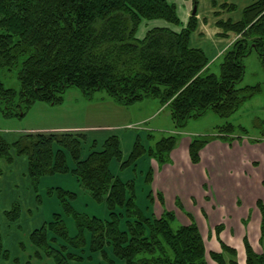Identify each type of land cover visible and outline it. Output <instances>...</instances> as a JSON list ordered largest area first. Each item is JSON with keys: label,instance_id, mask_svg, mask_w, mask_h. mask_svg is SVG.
Here are the masks:
<instances>
[{"label": "trees", "instance_id": "16d2710c", "mask_svg": "<svg viewBox=\"0 0 264 264\" xmlns=\"http://www.w3.org/2000/svg\"><path fill=\"white\" fill-rule=\"evenodd\" d=\"M195 15L179 31L157 26L139 39L135 31L143 17L178 23L171 3L166 0H0V68L12 69L19 64L20 83L18 101L13 103L15 90L0 80V110L7 116L24 115L34 101L59 104L69 88H77L86 98L96 90H104L123 105L146 96L158 97L169 109L176 127L208 110L228 117L260 91L259 84L240 85V82L245 70L243 58L252 50L264 65V0L245 6L237 21L217 20L223 35L228 31L238 35L221 55L219 74L207 70L208 59L202 48L189 45L190 33L196 26ZM233 130V125L226 122L216 134L190 138L191 162L199 161V151L208 141L232 138ZM239 130L247 133L243 127ZM84 139L83 132L73 130L21 132L13 142L0 134V159L11 163L14 155L27 157V174L37 193L38 205L39 181L45 176L70 171L92 199L106 202L109 212L107 219L78 212L69 202L75 194L56 188L63 210L71 214L77 230L69 236L58 213H54L51 221L31 231L25 230L35 258L46 257L53 264H72L81 257L79 252L87 231L90 249L101 251L110 264L113 262L106 256V245L125 264H208L207 255L216 264H238L236 249L219 237L222 224L215 226L221 248L215 251L206 249L190 213L185 212L188 220L185 223L168 209L158 216L152 213L151 218L143 215L135 202L133 182H123L109 170L111 158L121 160L117 135H109L100 148L93 147L81 157ZM175 144L173 135L163 136L149 147L136 138L121 166L143 153L164 163ZM66 154L72 158V168L67 164ZM151 176L150 169L146 180L150 182ZM147 197L151 200L150 193ZM158 198L162 200L160 192ZM256 205L260 212V238H263L264 201L258 199ZM117 208L122 209L116 211ZM20 212L18 201L2 212L8 224H15L17 233L21 227L17 223ZM122 216L126 218L125 230L119 227ZM18 243L21 248L24 246L22 241ZM243 244L245 264H264V252L254 251L245 237ZM9 257L0 231V258L9 260ZM18 261L15 256L10 264Z\"/></svg>", "mask_w": 264, "mask_h": 264}, {"label": "rangeland", "instance_id": "374dc122", "mask_svg": "<svg viewBox=\"0 0 264 264\" xmlns=\"http://www.w3.org/2000/svg\"><path fill=\"white\" fill-rule=\"evenodd\" d=\"M166 1L174 6L178 23H172L163 18L148 19L143 17L136 27L135 36L137 38H143L146 30L152 26L162 24L179 30L187 25L184 16L187 10L186 0ZM221 2L222 0L214 1V3L218 4ZM194 5L196 4L194 3L191 5V12ZM230 6L234 7L231 3H222L221 5V7L232 9ZM218 62L219 59L210 66L209 71L219 74ZM243 62L245 70L240 85L259 84L260 91L244 101L239 109L228 117H221L211 110H208L202 116L190 118L184 126L176 127L171 120L169 109L163 106L160 107V100L157 98L144 97L128 105H123L116 103L104 90H96L90 98H86L79 89L69 88L64 94L62 102L59 104H48L37 100L25 110L24 115L19 116H7L0 110V134L5 137L4 135L8 134L7 132L19 135L21 132L44 131L45 129L60 130L72 127L73 129L70 130L83 132L85 134V139L82 140L81 154L86 150L88 153L93 147L96 149L100 148L103 141L109 135H117L120 141L121 160L119 161L115 157L111 158L109 170L115 178H119L123 182H133L136 205L141 209L144 216L151 218L153 211L155 212L156 210L151 200L147 197L149 181L146 180V175L148 170L151 169L153 161L155 165L161 162L158 161L157 158L149 157L146 153H143L134 161L122 167L121 162L128 159L136 138H139L143 145L149 147V145L153 146L161 137L173 135L176 137V144L174 147H178V144H180L184 138H192L203 134H216L219 126L226 122L233 125L234 130L231 132V136L235 134L257 137L264 134V65L260 62L256 52L253 50L243 58ZM18 69L19 64L12 69L0 68V80L4 86L15 90L16 96L13 103H17L19 98L20 83L17 78ZM240 127L245 128L247 133H242L239 130ZM234 138L228 137L227 140H232ZM93 143L94 146L92 145ZM260 153L264 156V149L260 147H255L247 152L248 155L256 156ZM66 158L68 166L72 167L71 156L67 154ZM169 161L170 154L164 163ZM262 171L264 172V170ZM195 176L193 171L190 172L188 175V182L193 180ZM221 181L225 183L222 190L226 194L235 190L232 178L223 176L221 177ZM261 183L264 184V181H260L259 185H255L251 189L253 194H255V192H261ZM200 184L204 190L206 188L213 190L208 176H205L204 182L192 184L198 192H200ZM60 187L75 194L74 198L69 202L78 212L100 219H107L109 217L106 202L92 199L87 192L83 191L76 177L70 171L65 174H56L52 177L40 180L38 188L43 197L44 211L47 213L46 217H50L47 221H51L54 213L60 214L69 236H73L77 229L71 214L64 212L60 199L58 198L56 188ZM187 189L189 192H195L191 185H188ZM117 209L116 211H120L122 208ZM174 213L176 215V212ZM176 218H178V216H176ZM125 219L124 216L120 218V229H126ZM196 219L195 217L194 220L196 221ZM177 222L178 220L173 223L174 227L177 226ZM25 224L26 223L23 221L21 224L22 226L17 229L19 231L17 233V231H15V224L11 225L0 222L3 245L8 249L10 254L9 260L0 258V264H10L12 258L15 256L19 258L18 264H27V261H29V264H53L52 261L46 257H42L41 259L34 257V247L25 236ZM213 227L214 226H210L211 229ZM201 229L203 235H206L207 239L205 228ZM16 236H19L20 239ZM84 238L85 244L79 252L81 256L80 259L74 260L71 263L110 264L101 251L90 249V236L87 231L84 232ZM19 240L24 243L22 248L19 246ZM217 242L215 238L206 240V249L215 250V244ZM54 247H56V245H54ZM70 250H73L72 247H70ZM104 251L113 264H125L123 260L116 257L110 245H106ZM224 256L228 258L225 252ZM236 259L238 260V254ZM207 260L208 264H216L208 255Z\"/></svg>", "mask_w": 264, "mask_h": 264}, {"label": "crops", "instance_id": "0c3cea01", "mask_svg": "<svg viewBox=\"0 0 264 264\" xmlns=\"http://www.w3.org/2000/svg\"><path fill=\"white\" fill-rule=\"evenodd\" d=\"M214 1L216 2V0H197L195 3L196 26L189 36L191 47H199L204 50L208 59V71L216 60L219 59L218 64L220 63L223 52L237 38V34L233 31H228L223 35L221 27L216 24L217 20H239L243 8L255 0H222L219 4ZM222 3H231L234 7L232 9L224 8L221 7ZM192 4H194L192 0H186L187 10L184 13L186 21L192 15L190 11ZM157 26L167 27L173 31L180 30L162 24L152 27ZM151 98L159 99L158 97ZM159 104L160 107H165L160 102ZM70 129L73 128L68 127L60 130ZM7 133L4 138L8 142H13L17 135ZM232 136L235 137L232 140L214 138L208 141L200 149L199 161L196 163L191 162L188 154L190 138H184L178 147L176 146L170 151L169 162L156 163L155 165L151 159L153 165L151 166L152 176L148 185V193L151 195V202L156 210L153 211L155 216L167 208L176 212L181 223L188 221L185 212L190 213L193 218L196 217L195 222L204 242L208 239H216L215 226L222 224L219 232L220 239L236 249L238 264H245L244 237L249 241L254 251L264 252V237L260 238V212L256 205L257 199L264 201V184L261 183V192H255V194L251 192L255 185L264 181V172L262 171L264 170V156L262 153L257 156L247 154L255 147L264 149V136L247 137L248 135L235 134ZM84 155H87V150L82 152L81 157H85ZM27 166L28 160L24 155H14L11 163L0 159V222L8 223L2 212L8 209L14 201H18L21 212L17 223L22 224L24 221L26 223L24 228L28 232L40 226L50 217H46L47 213L44 211L43 197L39 188L40 205L36 202L37 193L27 174ZM192 171L196 176L188 182V175ZM205 176L209 177L213 190L207 188L204 190L200 184V192L196 191L192 184L204 182ZM223 176L232 178L235 185V190L228 194L222 190L225 185L221 181ZM49 177L52 176H45L43 179ZM188 185H191L195 192H189ZM158 192L161 193L162 200L158 198ZM210 226L214 227L211 229ZM201 228H205L207 239ZM215 248V251L221 250L219 242L215 244Z\"/></svg>", "mask_w": 264, "mask_h": 264}, {"label": "water", "instance_id": "95a60500", "mask_svg": "<svg viewBox=\"0 0 264 264\" xmlns=\"http://www.w3.org/2000/svg\"><path fill=\"white\" fill-rule=\"evenodd\" d=\"M195 12H196V5L193 6L191 14H195Z\"/></svg>", "mask_w": 264, "mask_h": 264}]
</instances>
